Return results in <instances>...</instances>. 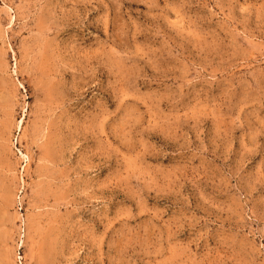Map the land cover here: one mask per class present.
<instances>
[{
	"label": "rangeland",
	"instance_id": "374dc122",
	"mask_svg": "<svg viewBox=\"0 0 264 264\" xmlns=\"http://www.w3.org/2000/svg\"><path fill=\"white\" fill-rule=\"evenodd\" d=\"M0 264H264V0H0Z\"/></svg>",
	"mask_w": 264,
	"mask_h": 264
}]
</instances>
